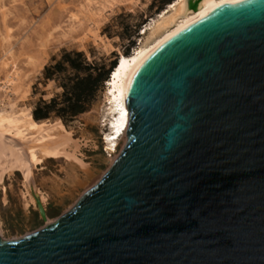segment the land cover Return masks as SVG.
Masks as SVG:
<instances>
[{
    "label": "water",
    "instance_id": "95a60500",
    "mask_svg": "<svg viewBox=\"0 0 264 264\" xmlns=\"http://www.w3.org/2000/svg\"><path fill=\"white\" fill-rule=\"evenodd\" d=\"M128 114L104 176L49 224L35 197L46 225L0 238V264H264V0L158 47Z\"/></svg>",
    "mask_w": 264,
    "mask_h": 264
},
{
    "label": "rangeland",
    "instance_id": "374dc122",
    "mask_svg": "<svg viewBox=\"0 0 264 264\" xmlns=\"http://www.w3.org/2000/svg\"><path fill=\"white\" fill-rule=\"evenodd\" d=\"M173 1L0 0V125L24 141L43 144L27 178L15 172L0 183L3 241L46 225L35 197L51 222L67 212L104 176L124 145L117 153L105 149L113 118L106 82L82 114L65 120L52 115L30 126L27 117L34 119L40 102L56 98L59 107L65 106L62 85L71 84L74 71L67 65L53 67L65 53L78 52L86 64L109 69L121 55L134 52L143 30ZM47 68L52 69L50 78Z\"/></svg>",
    "mask_w": 264,
    "mask_h": 264
},
{
    "label": "bare ground",
    "instance_id": "6f19581e",
    "mask_svg": "<svg viewBox=\"0 0 264 264\" xmlns=\"http://www.w3.org/2000/svg\"><path fill=\"white\" fill-rule=\"evenodd\" d=\"M243 1L245 0H201L198 9L190 11L188 0H174L166 10L159 14L157 20L152 21L143 30V38L140 39L138 47L129 56L121 55L106 82L109 111L113 116L109 123V133L107 131L104 138L107 147L105 149L109 153H117L120 143L124 144L126 141L125 132L129 120L128 103L143 62L164 42L187 26L212 12ZM27 118L31 121L32 128L38 125L31 115ZM42 145L39 140L24 141L18 135L13 134L11 128L7 129L0 125V183L7 175L15 172H20L27 178L28 171L36 167L35 151ZM49 223H52L50 219L47 220V224Z\"/></svg>",
    "mask_w": 264,
    "mask_h": 264
},
{
    "label": "trees",
    "instance_id": "16d2710c",
    "mask_svg": "<svg viewBox=\"0 0 264 264\" xmlns=\"http://www.w3.org/2000/svg\"><path fill=\"white\" fill-rule=\"evenodd\" d=\"M66 65L74 71V77L71 79V84L62 85L64 89L62 97H64L65 106L59 107L60 103L56 98L50 101H42L33 111L35 120H48L52 115L65 120L66 117L74 118L85 112L99 86L107 82L117 65V61L113 62L109 69L106 66L96 68L85 63L82 53H65L62 60L53 69L63 70L66 69ZM51 70L50 68L46 69L47 78L51 77Z\"/></svg>",
    "mask_w": 264,
    "mask_h": 264
}]
</instances>
